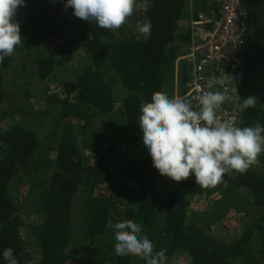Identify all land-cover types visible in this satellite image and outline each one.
I'll list each match as a JSON object with an SVG mask.
<instances>
[{"label":"trees","instance_id":"16d2710c","mask_svg":"<svg viewBox=\"0 0 264 264\" xmlns=\"http://www.w3.org/2000/svg\"><path fill=\"white\" fill-rule=\"evenodd\" d=\"M65 3L24 0L23 41L0 63V264L8 248L18 264H146L115 254L125 220L165 250L164 264H264V153L227 186L201 188L193 175L161 176L143 145L141 106L154 92L186 93L188 0H136L117 30ZM245 12L238 127L264 126V0ZM33 81L44 87L35 99ZM249 96L258 104L240 112Z\"/></svg>","mask_w":264,"mask_h":264},{"label":"clouds","instance_id":"9594fccd","mask_svg":"<svg viewBox=\"0 0 264 264\" xmlns=\"http://www.w3.org/2000/svg\"><path fill=\"white\" fill-rule=\"evenodd\" d=\"M135 3L136 0H66L64 7L72 8L74 16L81 20L117 30L133 15ZM23 6L24 0H0V63L13 55L23 41L15 19L17 9ZM138 32L146 39L150 37V21L140 25ZM230 99L220 91H205L198 98L199 109L193 110L190 99L154 92L151 102L141 106L138 123L143 145L161 176L179 183L193 175L201 188L222 183L227 186L226 174H243L251 166L259 165L258 157L264 153V126L257 123L238 127L233 119H219L217 110ZM257 104V98L249 96L242 99L239 110L243 112ZM114 228L117 256L139 257L146 264H164L165 250L154 251L155 246L142 234L141 225L125 220ZM3 259L7 264H18L11 248L3 251Z\"/></svg>","mask_w":264,"mask_h":264},{"label":"built area","instance_id":"2783aa9c","mask_svg":"<svg viewBox=\"0 0 264 264\" xmlns=\"http://www.w3.org/2000/svg\"><path fill=\"white\" fill-rule=\"evenodd\" d=\"M193 1L188 0L190 17L186 20L190 44L178 59L188 68L186 93L179 96L176 87L175 97L190 99L193 110H198V98L203 92H223L231 99L217 110V116L221 120L233 119L238 126L237 103L246 80L244 46L248 0H203L206 12L196 10ZM221 79L223 84L217 83Z\"/></svg>","mask_w":264,"mask_h":264},{"label":"rangeland","instance_id":"374dc122","mask_svg":"<svg viewBox=\"0 0 264 264\" xmlns=\"http://www.w3.org/2000/svg\"><path fill=\"white\" fill-rule=\"evenodd\" d=\"M249 79H251V77L249 78ZM260 83H258L257 85H261V86H263V81H262V79L260 78ZM32 84H31V87L29 88V90L32 92V93H34V99H35V96L37 97L38 96V94H39V92H43V89H44V87L43 88H41L40 87V85L38 84V83H36V82H31ZM52 83V82H51ZM177 264H179V262H180V260H176L175 261Z\"/></svg>","mask_w":264,"mask_h":264},{"label":"water","instance_id":"95a60500","mask_svg":"<svg viewBox=\"0 0 264 264\" xmlns=\"http://www.w3.org/2000/svg\"><path fill=\"white\" fill-rule=\"evenodd\" d=\"M183 25H184V27H187V25H186V21H184V24H183Z\"/></svg>","mask_w":264,"mask_h":264},{"label":"crops","instance_id":"0c3cea01","mask_svg":"<svg viewBox=\"0 0 264 264\" xmlns=\"http://www.w3.org/2000/svg\"><path fill=\"white\" fill-rule=\"evenodd\" d=\"M184 24V23H183Z\"/></svg>","mask_w":264,"mask_h":264}]
</instances>
